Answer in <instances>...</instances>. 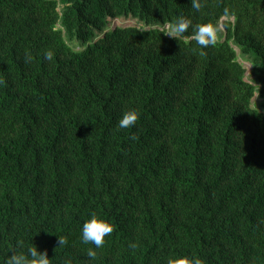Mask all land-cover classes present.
<instances>
[{"label": "trees", "instance_id": "trees-1", "mask_svg": "<svg viewBox=\"0 0 264 264\" xmlns=\"http://www.w3.org/2000/svg\"><path fill=\"white\" fill-rule=\"evenodd\" d=\"M200 2L0 0V264H264V0ZM92 213L114 225L100 248Z\"/></svg>", "mask_w": 264, "mask_h": 264}, {"label": "clouds", "instance_id": "clouds-1", "mask_svg": "<svg viewBox=\"0 0 264 264\" xmlns=\"http://www.w3.org/2000/svg\"><path fill=\"white\" fill-rule=\"evenodd\" d=\"M192 8L199 11L201 8L200 0H191ZM115 19V18H114ZM117 19V18H116ZM113 20V19H112ZM111 20V21H112ZM192 24L190 19L179 17L170 26L167 35L178 38L180 35L186 33L189 26ZM110 27H115L110 22ZM120 26V25H119ZM216 26L211 23L200 24L195 27L194 39L198 45L207 48L216 41ZM44 58L47 60L52 59V52L46 51ZM30 59V57H29ZM139 118V113L135 109L125 111L118 121V129H125L132 127ZM135 139V137H131ZM114 225L106 218L92 213L89 218L84 221L81 228V240L83 243H91L95 248H100L105 243V237L112 233ZM59 238V237H58ZM64 240L59 238V245L63 244ZM17 248H23V242H16ZM134 247V245H133ZM87 255L94 258L96 252L94 249L89 248ZM5 264H50V258L47 251H39L36 246L27 248L26 251H13L5 261ZM169 264H204V261L196 256H182L176 258L174 261L170 260Z\"/></svg>", "mask_w": 264, "mask_h": 264}, {"label": "rangeland", "instance_id": "rangeland-1", "mask_svg": "<svg viewBox=\"0 0 264 264\" xmlns=\"http://www.w3.org/2000/svg\"><path fill=\"white\" fill-rule=\"evenodd\" d=\"M224 19V18H223ZM112 25H123V26H129V25H135L136 22L133 19H124V18H115L111 21ZM138 25V24H136ZM111 26V25H110ZM238 60L241 62V64L243 65V67L245 68V76L246 78H248L250 76V69H251V65L248 61L243 60L242 58H238ZM253 102H258L259 99L256 97V95L253 97L252 99Z\"/></svg>", "mask_w": 264, "mask_h": 264}]
</instances>
